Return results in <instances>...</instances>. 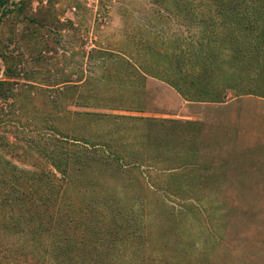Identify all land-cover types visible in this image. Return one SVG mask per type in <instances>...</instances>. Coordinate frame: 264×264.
I'll list each match as a JSON object with an SVG mask.
<instances>
[{
	"label": "rangeland",
	"instance_id": "rangeland-1",
	"mask_svg": "<svg viewBox=\"0 0 264 264\" xmlns=\"http://www.w3.org/2000/svg\"><path fill=\"white\" fill-rule=\"evenodd\" d=\"M1 1L5 5H0V80L4 79V74L9 75L13 71L17 75L13 81L22 84L20 91L26 89V93L17 97L14 103L12 100L0 102V178H14L19 191L31 192L27 178L35 172L55 171L43 158L45 156L48 159L47 146L50 139L57 143L73 139L90 144L113 140L115 146L123 145L122 142L126 144L128 152L143 146L149 149L150 156H157L158 153L152 152L157 149L161 160H152L155 164L151 163L141 169L143 176L155 184L157 191L146 193L149 202L146 206L140 208L135 205L132 210L128 209L131 212L129 215L139 220L137 222L144 229L149 245L146 248L143 246L145 243L137 239L135 243L138 246L134 253L132 250H122L113 254L120 258L116 264H124L120 263L124 258H132L131 264H263L264 179L259 180L253 176L243 185H237L236 164L232 170L227 171L225 168L222 180L215 177L216 171L210 173L212 181L206 187L221 186L223 194L220 196L224 201L221 207L216 205L219 196L212 195H200L213 200L212 205L204 202L207 205L202 208L200 203L197 206L192 201L184 202L180 200L181 195H175L172 190L175 187L171 183L173 177L166 176L171 172H174L173 175H193L198 169L194 166L181 171L170 170L183 162L182 159L176 161L178 152L171 150L168 145L170 141L166 139L173 138V128L165 125L163 136H166V143H163L155 139L153 130L156 129H151L147 134L135 125H126L123 132H117L112 122H100V119L92 116L107 114L198 121L207 130V139L229 143L230 131L220 130L223 137L216 134L218 125L226 127L225 120L217 118L220 114L218 111L224 110L206 108L204 104L186 105L175 95L168 97L164 94L159 101L152 98L151 93L149 96L148 93L144 95L137 91V95L131 94L129 99L126 96L129 92L120 87L122 83L115 80L116 74L112 75L108 67L102 71L101 54L94 53V50L101 48L125 58L130 57V54L135 59L144 58V62L152 64L154 60L145 56L143 51V43H146L155 51L156 56L153 58L162 67V72L169 75L166 60L171 62L169 58L175 53L174 42L186 41V44L192 33L182 29L176 18L159 13L147 0ZM17 2H21V6L16 11L14 4ZM9 9L13 13H7ZM158 15L165 18H159ZM155 22L158 23L157 27H153ZM102 57L106 59L108 56ZM149 67L154 68V65ZM108 76L112 77V81ZM88 77L104 84L99 88L101 98H77L80 93L74 87L68 88L62 96L58 92L62 86L52 85L59 81L77 82ZM129 107L146 111L157 109L167 116L131 115L124 111ZM170 109L181 115L169 117ZM237 112L240 120L247 121L253 116L258 125H254L256 134L252 137L249 133L245 135L244 138L250 140H242V144L238 141L237 130L233 132L235 145L243 150L246 145L261 140L263 142L258 144L264 145V105L244 103L238 107ZM78 113H87L89 116L83 119ZM248 128L247 124L241 125V129ZM163 144H166L165 148ZM222 156L224 154L207 157L218 160ZM200 190L197 189L198 194H201ZM95 191H92L94 196ZM210 228H213V234ZM47 241L50 248V239L47 238ZM226 245L234 255L226 249ZM188 255H192L191 262H188Z\"/></svg>",
	"mask_w": 264,
	"mask_h": 264
},
{
	"label": "trees",
	"instance_id": "trees-1",
	"mask_svg": "<svg viewBox=\"0 0 264 264\" xmlns=\"http://www.w3.org/2000/svg\"><path fill=\"white\" fill-rule=\"evenodd\" d=\"M147 1L159 13L176 18L180 27L192 35L186 44V41L174 42V58H169L171 62L166 60L169 75L162 72V67L153 58L155 51L146 43H143V51L145 56L154 60V68L144 62L146 59H135L131 54L125 58L113 51L94 50V53L101 54L102 71L108 67L112 75L116 74L115 80L129 92L126 95L129 99L131 94L137 95V91L144 90L139 81L144 79V75L160 79L191 103H222L226 91H232L236 96L264 98V0ZM20 3L14 4L16 11ZM0 5H5V2L1 1ZM11 12L7 10V13ZM157 25L155 22L153 27ZM102 55L108 57L105 59ZM16 77L11 71L0 80V102L12 100L14 103L17 97L26 93V89L20 91L22 84L13 81ZM108 77L112 81V77ZM52 85L62 86L58 91L62 96L68 88L74 87L80 93L77 98L99 99V88L104 84L88 77ZM218 112L217 118L226 120L225 111ZM78 116L84 119L89 114L78 113ZM92 116L100 122H112L117 132H123L126 125H135L147 134L156 129L153 130L155 139L163 143H166V136H163L165 125L173 128V138H166L170 141L167 144L178 152L176 161L182 159L183 162L170 170L181 171L194 166L198 169L193 175H173L171 172L166 176L173 177V182H170L175 187L172 190L175 195H181L180 200L184 202L192 201L197 206L200 203L202 208L207 205L204 202L213 203L211 198L203 196L212 195L219 196L216 205L221 207V202L224 203L220 196L223 194L221 186L206 187L212 181L210 173L216 171L215 177L222 180L225 168L232 170L236 164L237 185H243L253 176L264 179V148L240 150L233 141L236 140L235 131L226 124V127L218 125L216 134L223 137L220 130L230 131V141L217 143V140L207 139L208 132L198 121L107 114ZM122 144L115 146L113 140L90 144L73 139L57 143L50 139L47 146L49 160L45 156L43 158L55 171L35 172L27 178L31 192L19 191L14 178H0V264H116L120 258L113 254L122 250L134 253L137 239L143 241L147 248L149 240H146L145 231L139 227V220L129 215L128 209L132 210L135 205L140 208L146 206L149 203L146 193L157 191L141 169L156 159L161 160V157L157 149L152 150L154 154L158 153L157 156L151 157L149 149L143 146L128 152L126 144ZM222 154L224 157L218 160L207 157ZM93 189L98 192L95 191L96 196ZM197 189H201V194ZM210 233L213 234V228H210ZM47 238L50 239V248ZM226 249L229 251L227 245ZM230 253L234 255V252ZM188 257V262H191L192 255ZM126 262L131 264L133 260L124 258L120 263Z\"/></svg>",
	"mask_w": 264,
	"mask_h": 264
},
{
	"label": "crops",
	"instance_id": "crops-1",
	"mask_svg": "<svg viewBox=\"0 0 264 264\" xmlns=\"http://www.w3.org/2000/svg\"><path fill=\"white\" fill-rule=\"evenodd\" d=\"M144 79L140 78V83L143 85L144 90L141 91L142 94L146 95L148 93V95L150 96L151 93V97L155 98L156 100H162L164 94L166 96H172L175 95L177 98L179 97L181 101H183V103L186 105H198V104H204V107L206 108H212V107H217L219 109H223L225 111V122L226 125H228V127H230L233 131L238 132V141L241 143L242 140H250L248 138H244L245 135H247L248 133L251 135V137L253 135H255V128L254 125H258L257 120L255 117H250L247 119V121H243L242 119L240 120V117H238V112L237 109L240 106H243L244 103H251L253 105H264V98L259 97V96H255V95H244V96H236L235 93H233L232 91H226L224 98H223V102L222 103H196V102H187L186 100H184L171 86H169L168 84H166L165 82L161 81L160 79L154 78V77H150V76H146L144 75ZM223 76V75H222ZM166 87V88H164ZM153 93V96H152ZM233 93V94H232ZM168 96V97H169ZM222 97V95H221ZM171 100H173L172 97H170ZM178 98V99H179ZM178 101V100H177ZM124 111L126 113H130L131 115H142L145 114L147 116V114L149 115H165L163 114V111L161 110H152V111H146V110H133V109H124ZM170 115L169 117H179L181 114H176L173 109H170ZM178 115V116H176ZM167 116V115H165ZM185 116V115H182ZM190 117V116H189ZM180 118H184V117H180ZM185 118L187 119H191L188 118L187 115L185 116ZM156 119V118H155ZM242 124H247L248 125V129H241V125ZM238 126V127H237ZM240 135V136H239ZM242 136V137H241ZM244 138V139H243ZM259 142H263V140L258 141L254 144H250V145H246L245 146V150H254L257 149L259 147H264V145L262 144H258ZM236 144V141H235ZM242 144V143H241ZM262 145V146H261ZM238 148V146H237ZM240 149V148H239ZM243 150V149H240Z\"/></svg>",
	"mask_w": 264,
	"mask_h": 264
}]
</instances>
